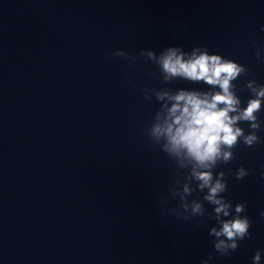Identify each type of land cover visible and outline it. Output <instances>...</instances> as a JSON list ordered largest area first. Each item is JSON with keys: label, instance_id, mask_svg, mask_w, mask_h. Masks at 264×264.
<instances>
[{"label": "clouds", "instance_id": "1", "mask_svg": "<svg viewBox=\"0 0 264 264\" xmlns=\"http://www.w3.org/2000/svg\"><path fill=\"white\" fill-rule=\"evenodd\" d=\"M264 31V28L261 29ZM257 59L264 62V44L251 39ZM115 57L135 64L141 58L155 64L157 72H151L152 78L168 84L183 79L191 82H203L211 91L179 90L173 94L170 88L159 89L144 87L141 92L145 99L160 105L155 111L149 127L144 131L148 139L171 160L176 168V177L169 189L168 197H160L162 211L188 222L193 218H202L197 226L215 221L208 235L214 251L220 256L230 257L239 247V242L251 239V221L242 215L247 208L246 202L233 205L224 194L228 191V177L241 180L251 174L242 164L233 173L216 169L232 163L237 157L234 149L243 143L253 147L262 143L258 133L264 120L260 113L264 111V84L248 79L240 87L237 81L242 76H250V69L234 59L220 54L210 53L207 46H194L185 51L180 46H168L159 53L152 49H141L139 54L115 49ZM135 87V82H131ZM249 92L246 105L238 92ZM248 123L246 132L240 125ZM264 179V173H261ZM198 195L189 200L193 193ZM199 193H203L202 198ZM179 203L170 209L172 198ZM205 204L212 206L209 212ZM264 216V212L261 213ZM206 218V219H203ZM264 249L255 251L252 264H261ZM213 260L210 253L201 264Z\"/></svg>", "mask_w": 264, "mask_h": 264}]
</instances>
